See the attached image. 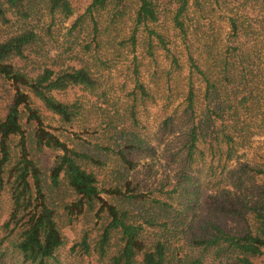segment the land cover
Returning a JSON list of instances; mask_svg holds the SVG:
<instances>
[{
  "label": "trees",
  "instance_id": "1",
  "mask_svg": "<svg viewBox=\"0 0 264 264\" xmlns=\"http://www.w3.org/2000/svg\"><path fill=\"white\" fill-rule=\"evenodd\" d=\"M72 10L0 0V264H264V151L230 166L264 134V0H87L59 42L53 21ZM78 90L93 101L68 99ZM158 100L178 101L163 125L180 121V143L140 192L141 117ZM45 113L83 129L56 134Z\"/></svg>",
  "mask_w": 264,
  "mask_h": 264
},
{
  "label": "rangeland",
  "instance_id": "2",
  "mask_svg": "<svg viewBox=\"0 0 264 264\" xmlns=\"http://www.w3.org/2000/svg\"><path fill=\"white\" fill-rule=\"evenodd\" d=\"M70 2L73 9L72 17L64 20L56 16L51 28L53 38L59 42L63 41L66 38L65 35L68 31L71 21L76 17L77 13H81L84 11L87 4V0H70ZM43 14H45V12H43ZM44 16L45 23L48 24L49 19L46 15ZM222 26L225 28L226 23H222ZM130 28V20H125L124 25H122L121 34H128ZM136 51L139 53L141 51V48L137 49ZM129 58H131V55L129 56ZM127 60L123 58V62L127 63ZM124 72V65L120 64L119 68L111 70L107 76V84H111L112 88L113 97L111 96L110 91L111 100H117L118 103L121 102L120 99H122L123 97V93L120 91L118 86L125 79ZM78 96L82 97L86 105L93 101L91 96L84 95L79 90L70 92L67 95L68 99H75V97ZM177 102L178 101H175L172 104L166 105L163 100H158L155 104L149 107L141 117L145 126V140L148 141V144L150 146H153V152H150L149 154H143L142 157L138 158L137 166L132 176L130 177L132 185L136 187L137 191L147 192L149 189H152L160 182V179L163 177V175L165 173H169L170 169L172 168L170 161H168L166 157H168L169 153L174 151L180 143V140L177 139V134L174 133L178 130L180 121L177 119L176 122L173 123L174 125L170 124L168 126V129L164 128L163 121L171 114L177 115V113H174L173 110ZM44 115L46 117L44 122L45 125H50L53 128H58V131H56L55 133L62 134L64 137H69L70 139L76 138L75 135H79L81 129H83L82 127L84 123L81 122L82 120H80L79 123L72 129H61L63 126H61L56 121V118H53L51 115L46 113ZM181 125H183V123H181ZM82 136L87 137L86 134H82ZM263 146L264 134L255 136L250 145L237 150L236 154L230 161V166H235L242 162L252 163L253 159L256 158V154L261 152L263 153ZM56 154H58V152L45 149L43 153L39 155V162L46 168L50 167L52 165V160ZM77 228L78 225H74L72 229H65L64 237H66L67 246L63 249L62 253H64L69 248L72 241H75L77 239Z\"/></svg>",
  "mask_w": 264,
  "mask_h": 264
}]
</instances>
